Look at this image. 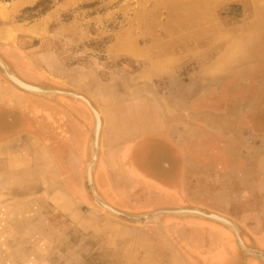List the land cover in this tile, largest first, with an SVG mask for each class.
<instances>
[{
  "label": "rangeland",
  "instance_id": "1",
  "mask_svg": "<svg viewBox=\"0 0 264 264\" xmlns=\"http://www.w3.org/2000/svg\"><path fill=\"white\" fill-rule=\"evenodd\" d=\"M0 55L99 113L92 176L108 206L200 208L264 252V0H0ZM2 106L25 119L0 129V264L257 263L214 222L99 208L80 100L23 93L1 72Z\"/></svg>",
  "mask_w": 264,
  "mask_h": 264
},
{
  "label": "water",
  "instance_id": "2",
  "mask_svg": "<svg viewBox=\"0 0 264 264\" xmlns=\"http://www.w3.org/2000/svg\"><path fill=\"white\" fill-rule=\"evenodd\" d=\"M0 70L2 71L3 76L9 80L12 84H14L16 87L19 89L23 90L24 92L30 93V94H35V95H41V96H52V95H61V96H66V97H71L77 100H80L83 102L92 112L95 120V125H94V132L91 140V158L88 163L87 169H86V184L88 190L91 192L94 203L101 208L103 211L110 213L113 216L117 217H123L127 220H134V221H144L146 222H154L162 217H169V216H174V217H183V216H191L195 218H200L203 220H208L211 222H214L216 224H219L228 230H230L235 238L238 241L239 247L244 254L247 256H250L252 258L256 259H264V253L251 250L247 248L244 243L242 242L238 228L237 226L231 222L230 220H227L226 218L220 217L216 214L213 213H206L203 211H200L198 209H175V210H157L148 214H143V215H138V216H132L128 215L125 213H122L118 210H115L108 206L102 198L97 194L96 189L94 187V182H93V170L96 166V161L98 157V146H99V135H100V130H101V120H100V115L99 113L93 108L91 102L86 99L85 97L71 93V92H65V91H53V90H46V89H40L36 86L28 85L26 83H23L20 81L18 78L15 76L11 75L12 77H9L6 72L0 67ZM15 80V81H14ZM20 83V84H19ZM23 85V86H22Z\"/></svg>",
  "mask_w": 264,
  "mask_h": 264
},
{
  "label": "flooded vegetation",
  "instance_id": "3",
  "mask_svg": "<svg viewBox=\"0 0 264 264\" xmlns=\"http://www.w3.org/2000/svg\"><path fill=\"white\" fill-rule=\"evenodd\" d=\"M0 63H1V65L4 67V69H5V71H6V73H8V74H10V75H13V76H15L16 78H18L20 81H22L23 83H25L21 78H19L14 72H13V70H12V68H11V66L4 60V58L0 55ZM1 65H0V67H1ZM2 68V67H1ZM3 69V68H2ZM2 71L0 70V73H1ZM10 84H12L11 82H10ZM26 84H28V83H26ZM15 88H17L19 91H21V92H23V93H26V94H30V93H27V92H24L23 90H21V89H19L18 87H16L14 84H12ZM29 85V84H28ZM248 86H250V83H249V81L247 80V81H245L244 83H242L241 85H239L238 87H237V89H244V88H246V87H248ZM38 88H40V89H46V90H53V89H47V88H42V87H38ZM53 91H55V90H53ZM2 111H3V113H4V115L3 116H5V113L8 115V118L5 120V119H3V117L1 116L2 115ZM23 112L22 111H20L19 109L17 110L15 107H12V106H8V107H6V106H2L1 108H0V116L2 117H0V129H4L5 127L7 128V129H9V128H12V127H16V126H18V125H20L21 123H22V119H25V118H23ZM18 119H19V122H18ZM192 209H198V208H192ZM198 210H200V211H203V212H206V211H204V210H202V209H198ZM206 213H211V212H206ZM213 214H216V213H213ZM216 215H218V214H216ZM218 216H220V215H218ZM220 217H223V216H220ZM223 218H225V217H223ZM227 219V218H226ZM228 220V219H227ZM130 221H134V220H130ZM134 222H137V221H134ZM232 222V221H231ZM137 223H144V221H139V222H137ZM234 223V222H233ZM236 225V224H235ZM237 226V225H236ZM237 228H238V232H239V236H240V238H241V229H240V227L239 226H237ZM242 240V239H241ZM242 242L244 243V241L242 240ZM244 245H245V243H244ZM246 246V245H245ZM247 247V246H246ZM248 248V247H247ZM250 249V248H249ZM241 250V249H240ZM252 250V249H251ZM256 251V250H255ZM242 252V251H241ZM260 252V251H259ZM261 253H264V252H261ZM242 254L245 256V257H247V255L246 254H244V252H242ZM250 257V256H249ZM252 258V257H251ZM257 263H259V264H264V259H256V258H253ZM255 263V262H254ZM256 263V264H257Z\"/></svg>",
  "mask_w": 264,
  "mask_h": 264
},
{
  "label": "bare ground",
  "instance_id": "4",
  "mask_svg": "<svg viewBox=\"0 0 264 264\" xmlns=\"http://www.w3.org/2000/svg\"><path fill=\"white\" fill-rule=\"evenodd\" d=\"M0 65H1V63H0ZM1 67L3 68V70L5 71V69H4V67L1 65ZM6 72V71H5ZM5 74H7V73H5ZM9 77H12L10 74H7ZM13 78V77H12ZM15 81V80H14ZM20 84V83H19ZM23 86V85H22Z\"/></svg>",
  "mask_w": 264,
  "mask_h": 264
}]
</instances>
